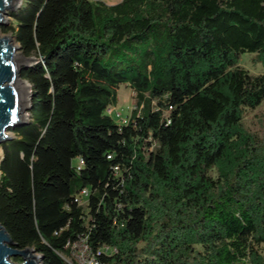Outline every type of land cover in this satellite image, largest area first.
Segmentation results:
<instances>
[{"label":"trees","instance_id":"16d2710c","mask_svg":"<svg viewBox=\"0 0 264 264\" xmlns=\"http://www.w3.org/2000/svg\"><path fill=\"white\" fill-rule=\"evenodd\" d=\"M9 17L0 31L34 59L27 121L0 144V225L18 250L264 264V134L243 127L264 102V0H22ZM122 85L135 108L121 126L106 110Z\"/></svg>","mask_w":264,"mask_h":264},{"label":"water","instance_id":"95a60500","mask_svg":"<svg viewBox=\"0 0 264 264\" xmlns=\"http://www.w3.org/2000/svg\"><path fill=\"white\" fill-rule=\"evenodd\" d=\"M20 4L18 0H0V28L6 25L4 16L15 12ZM18 51L11 37L0 36V144L10 139L7 135L10 129L27 121L25 115L30 109V89L29 106L25 108L20 82H25L21 79L22 69L30 66L33 58H24ZM14 245L0 225V264H16L13 259H19V264H41L32 249L18 250Z\"/></svg>","mask_w":264,"mask_h":264},{"label":"rangeland","instance_id":"374dc122","mask_svg":"<svg viewBox=\"0 0 264 264\" xmlns=\"http://www.w3.org/2000/svg\"><path fill=\"white\" fill-rule=\"evenodd\" d=\"M103 3H105L108 6H112L115 4H118L121 0H101ZM21 2V1H20ZM21 5V4H20ZM19 8V7H18ZM17 10V9H16ZM15 10V11H16ZM10 22L9 16H4V23L5 26L8 25ZM0 36H7L10 37L9 34H4L2 31H0ZM12 42L16 47H18L15 44V41L12 39ZM18 54H20V51H18ZM21 55V54H20ZM34 62V59L32 62L28 63L29 65ZM239 65L247 70L251 74H260L263 72V67L261 63L259 62V58L252 54H244L241 56L239 60ZM118 105L114 107L116 113H118L120 118H115L114 121L118 125H126V123L129 121L131 111L135 108L134 102H133V93L131 92L130 88L126 85L120 86L118 92ZM26 116L28 117V114L26 112ZM243 127L246 131L249 133L255 134L258 137H261L264 134V102L257 107L254 111L249 112L246 117L243 120ZM8 137H11L12 134L10 132L7 133ZM2 155L1 149H0V157ZM214 177L216 176V173L213 172L212 174ZM68 263L73 262L74 264H78L75 257H73L72 261L67 260ZM20 262H16V264H19Z\"/></svg>","mask_w":264,"mask_h":264},{"label":"built area","instance_id":"2783aa9c","mask_svg":"<svg viewBox=\"0 0 264 264\" xmlns=\"http://www.w3.org/2000/svg\"><path fill=\"white\" fill-rule=\"evenodd\" d=\"M106 115L111 117L113 120H114V117L120 118L119 117L120 115L118 113H116L114 108H108L106 110ZM83 194L86 195L85 192ZM73 257H75L77 262L79 261L78 264H97L95 259L92 257L89 248L85 244L80 245L74 251V253H72V259H73ZM69 264H72V262H70Z\"/></svg>","mask_w":264,"mask_h":264},{"label":"bare ground","instance_id":"6f19581e","mask_svg":"<svg viewBox=\"0 0 264 264\" xmlns=\"http://www.w3.org/2000/svg\"><path fill=\"white\" fill-rule=\"evenodd\" d=\"M20 1L22 0H18V5L21 3ZM20 89L23 95L24 107L27 108L29 106V86L25 82H20ZM25 117L27 116L25 115Z\"/></svg>","mask_w":264,"mask_h":264}]
</instances>
